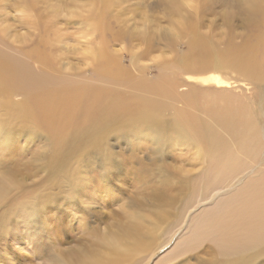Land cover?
<instances>
[{"label":"rangeland","instance_id":"1","mask_svg":"<svg viewBox=\"0 0 264 264\" xmlns=\"http://www.w3.org/2000/svg\"><path fill=\"white\" fill-rule=\"evenodd\" d=\"M7 59L46 92L0 91V264H264L212 225L264 174V0H5Z\"/></svg>","mask_w":264,"mask_h":264},{"label":"bare ground","instance_id":"2","mask_svg":"<svg viewBox=\"0 0 264 264\" xmlns=\"http://www.w3.org/2000/svg\"><path fill=\"white\" fill-rule=\"evenodd\" d=\"M241 55L243 56L245 54H241ZM11 60L12 59H7L4 63L0 61V71H1L0 76L4 74V70L6 67V73L10 78L15 79L16 82H0V91L3 89L5 84L13 85L15 87L20 86L21 88L29 91L44 89V82L46 81L45 78L40 79L37 75L21 69L17 63H14L13 66L10 67L8 64H11L10 63ZM189 78L196 79L199 81L200 84L203 85L214 84L217 88H224V90H227V87L231 88L232 84L235 83L233 82V80L232 82L228 79L226 80L223 78V76H220L219 74L216 73H211L204 76H190ZM138 84L141 87V84L140 83ZM170 84L172 86H170ZM172 87L173 84L170 82L161 83L157 91L162 94H172L174 93ZM44 92H46L45 89L42 91V93ZM126 108L127 107L124 105L121 106L122 110ZM144 109H145V113L150 118L158 116L157 112H155L154 110L148 107ZM180 118L185 120L186 118L185 113L184 114L180 113ZM229 119L234 123L231 124V127L237 130V136L241 135L242 137V131H240V129L238 130L240 121H236L234 115L232 114L230 115ZM240 120L242 121V119ZM165 123L166 122H164V124ZM180 125L181 122L179 121L178 127ZM190 125L192 126L193 133L196 137L195 139L199 143L205 146L206 138L204 137L203 133L200 131V129H197L194 124H190ZM222 151H223L222 147L218 148L215 151V153H217L216 159L220 162L221 161L224 162V165H233L234 157H232L228 153H227L228 156L226 155V153L222 154ZM234 170L237 169L234 168L231 169V171ZM257 175L258 177L255 182L251 181L246 184L245 188L242 191V199H239V205L230 207L228 213L219 216V219L216 218V222L215 220L213 221L212 225L216 226V231L214 232L215 233L218 232L216 238H220L223 236L222 241L224 247L223 245L221 246L222 250H230V248L239 247L237 251H245V250L247 251L245 247L248 248L249 243L254 242L259 237H264V174L260 173L259 176V172H258ZM158 196L160 198L162 197L160 195H157V197ZM212 228L214 229V227ZM237 228L239 232L238 234L239 237H237L234 233L235 232L234 230H236ZM112 240H113V244L112 243L111 244L116 247L114 249L117 251L123 250L126 247L134 243H137V241L131 242L129 239L127 241L126 240L123 241L121 237H112L111 242ZM118 241H120V243ZM85 263L86 261H83V264Z\"/></svg>","mask_w":264,"mask_h":264},{"label":"clouds","instance_id":"3","mask_svg":"<svg viewBox=\"0 0 264 264\" xmlns=\"http://www.w3.org/2000/svg\"><path fill=\"white\" fill-rule=\"evenodd\" d=\"M5 2V0H0V4H2V3H4Z\"/></svg>","mask_w":264,"mask_h":264}]
</instances>
